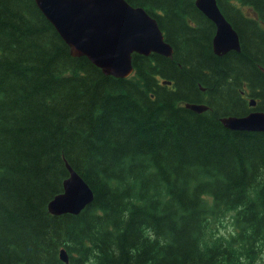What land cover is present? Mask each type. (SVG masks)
<instances>
[{"label":"trees","instance_id":"1","mask_svg":"<svg viewBox=\"0 0 264 264\" xmlns=\"http://www.w3.org/2000/svg\"><path fill=\"white\" fill-rule=\"evenodd\" d=\"M126 1L158 20L175 53L134 54L135 73L118 79L72 57L35 0H0V264H65L62 249L74 264L86 210L118 202L105 176L122 153L150 152L164 180L192 162L228 175L237 160L264 159L263 132L221 123L249 112L242 85L264 112V0H217L241 40L240 52L223 57L213 50L216 27L195 0ZM187 103L210 109L198 114ZM68 165L95 199L78 216H54L49 204L64 192ZM229 191L223 185L220 194Z\"/></svg>","mask_w":264,"mask_h":264},{"label":"clouds","instance_id":"2","mask_svg":"<svg viewBox=\"0 0 264 264\" xmlns=\"http://www.w3.org/2000/svg\"><path fill=\"white\" fill-rule=\"evenodd\" d=\"M163 166L150 152L107 162L105 183L119 199L86 210L74 264H264V159L237 160L228 175L192 162L168 180Z\"/></svg>","mask_w":264,"mask_h":264},{"label":"water","instance_id":"3","mask_svg":"<svg viewBox=\"0 0 264 264\" xmlns=\"http://www.w3.org/2000/svg\"><path fill=\"white\" fill-rule=\"evenodd\" d=\"M46 19L54 26L74 58H87L104 75L127 79L135 72L134 54L149 57L157 54L172 58L174 48L166 41L158 20L144 8L133 7L126 0H35ZM196 7L217 28L214 52L225 56L241 51L238 32L221 12L217 0H196ZM164 84H171L165 82ZM252 107L256 101L250 102ZM185 108L202 114L209 110L204 104L187 103ZM225 128L239 132H263L264 112L247 116L221 118ZM64 192L49 204L54 216L80 215L95 199L88 183L70 165ZM60 259L69 264L66 249Z\"/></svg>","mask_w":264,"mask_h":264},{"label":"rangeland","instance_id":"4","mask_svg":"<svg viewBox=\"0 0 264 264\" xmlns=\"http://www.w3.org/2000/svg\"><path fill=\"white\" fill-rule=\"evenodd\" d=\"M240 88H241V90H243V96L245 95V93H246V94H249V96L245 95V98H244L246 101L249 102V100L252 99V98L250 97V95H251V91H252L251 88H250L248 85H242ZM238 89H239V88H238Z\"/></svg>","mask_w":264,"mask_h":264},{"label":"flooded vegetation","instance_id":"5","mask_svg":"<svg viewBox=\"0 0 264 264\" xmlns=\"http://www.w3.org/2000/svg\"><path fill=\"white\" fill-rule=\"evenodd\" d=\"M172 85L174 86V84H172ZM242 94H243V92H242ZM245 95L249 96V94H246V93H245ZM245 95L243 96L244 98H245ZM252 109H253V108L248 107V111H249V112H248L247 114H249L250 112L254 111V110H252ZM247 114H246V115H247Z\"/></svg>","mask_w":264,"mask_h":264},{"label":"bare ground","instance_id":"6","mask_svg":"<svg viewBox=\"0 0 264 264\" xmlns=\"http://www.w3.org/2000/svg\"><path fill=\"white\" fill-rule=\"evenodd\" d=\"M249 105V104H248Z\"/></svg>","mask_w":264,"mask_h":264}]
</instances>
